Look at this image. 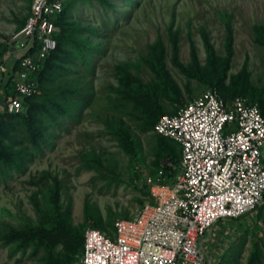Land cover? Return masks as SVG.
Instances as JSON below:
<instances>
[{"label":"rangeland","instance_id":"1","mask_svg":"<svg viewBox=\"0 0 264 264\" xmlns=\"http://www.w3.org/2000/svg\"><path fill=\"white\" fill-rule=\"evenodd\" d=\"M64 5L55 23L64 51L43 75L41 95L27 103L43 132L38 147L24 118H7L0 131V264H62L75 234H112L117 219L148 201V177L163 164L178 168L179 145L145 126V104L174 115L217 82L222 97L243 96L264 114V46L253 29L264 27V0ZM31 6L0 0V51L7 49L9 67L24 54L15 37ZM225 13L233 16L229 62ZM156 140L164 141L161 150ZM203 248L211 264H264V203L216 224ZM80 259L79 252L74 264Z\"/></svg>","mask_w":264,"mask_h":264},{"label":"built area","instance_id":"2","mask_svg":"<svg viewBox=\"0 0 264 264\" xmlns=\"http://www.w3.org/2000/svg\"><path fill=\"white\" fill-rule=\"evenodd\" d=\"M64 7V0H32L15 37L24 52L18 70L0 62V85L13 88L8 113L41 94L35 74L57 48L54 19ZM36 41V53L25 56ZM154 133L180 145L178 173L170 183L163 170L148 177V201L133 217L117 219L112 234L86 230L80 264H211L203 248L208 232L264 203V115L257 104L207 89L162 116Z\"/></svg>","mask_w":264,"mask_h":264},{"label":"trees","instance_id":"3","mask_svg":"<svg viewBox=\"0 0 264 264\" xmlns=\"http://www.w3.org/2000/svg\"><path fill=\"white\" fill-rule=\"evenodd\" d=\"M65 10L66 9L64 7L62 13L60 15H58L54 19L55 23H56V20H61V21L63 20L64 14H65ZM232 19H233V16L232 15H229L227 13H225L223 15V20H224L225 28H226V32H227V44H226L227 62H229V59L231 57L232 50H233V43H234V31H233ZM253 29H254V32L256 34V38H257L258 43H260L261 45L264 46V27H262V26H255ZM55 38L57 40V48H56V50L47 58L46 61H44V63L42 64V67H41L40 71H38L35 74V78H36V80H37V82L39 84V87H40L41 91H43V87H42L43 75L46 72L53 71V69H54V66L53 65L56 62V59L59 57V55L62 53V51H64V44H63L64 39L59 40V35L57 36V30H56V33H55ZM37 46L38 45H37V41H36V43L34 44V46L31 47V49H29L26 52L25 56L33 55L34 53H36ZM6 54H7V49L6 48L1 49V51H0V62H3L4 61V56ZM208 56H209L210 67L213 70L215 60H214V52L211 49V47L208 48ZM19 62H20V59H16V61L14 62V65H13V70L14 71H17L18 70V68H19L18 67ZM195 70L198 71V65L196 66V69ZM199 78L200 79H203L201 76H199ZM166 80H167L166 81L167 82V85L169 87H171V88H174V86L172 85V83L169 82V79L166 78ZM217 85H218L217 82L216 83H212L211 84V87H212L211 89H216L217 90ZM0 86H1L0 87V91H1L0 92V95L4 99V109H3L4 111L0 114V131L3 129L4 122H5V120L7 118L12 117V116L24 118L26 120V122L28 123V135L33 138V141L32 142H36V145L38 147V142L40 141V140H38V138H39V136H43V132L39 128L35 127L33 125L32 121H31L30 117L27 116V113H28L27 103L29 101L35 99V98H38V96H40L41 94L26 99L24 101V105H23L22 112H20L18 114H10V113H8V111L6 109V104L8 102L9 96L13 92V88H12L10 82H7L6 85H4V86H3V84L0 85ZM220 96H221V94H220ZM46 97H48V95ZM222 98H224V97H222ZM225 100H227V99H225ZM144 108L147 111L150 112L148 114V116L145 118L147 120L144 119L145 126L147 128L151 127L153 129V131H154V128H155L156 124L158 123L159 119L162 116H164V114H163V108L160 106V103L159 104H154V105H147V104H145L144 105ZM165 115H167V114H165ZM155 119H156V123L154 124L153 121ZM159 137H162V136H159ZM162 138H164V137H162ZM165 139H168V138H165ZM45 140H47V138ZM156 144H157L156 145V148H160V150H161L162 146L164 145V141L156 140ZM176 144L179 145L178 143H176ZM179 147H180V145H179ZM180 149H181V147H180ZM7 157H10V155L9 156L7 155ZM181 160H182V150H181ZM181 160H180V162H181ZM180 162L178 163V168H176V166L174 165L175 162H173L171 165H169V164H163L162 167L160 169H158V170H163L164 173H165V175L167 176V178H169V180H167V183H170L171 182L170 179H172L178 173L179 166H180ZM39 239H42V238L40 237ZM84 241H85L84 236L83 237H80L79 235L75 234V236L70 240L69 245L66 248V257L63 260V263L62 264H74V259L76 258V256L78 257L79 252H80V254L82 256V253H83V250H84ZM80 248H81V251H80Z\"/></svg>","mask_w":264,"mask_h":264},{"label":"crops","instance_id":"4","mask_svg":"<svg viewBox=\"0 0 264 264\" xmlns=\"http://www.w3.org/2000/svg\"><path fill=\"white\" fill-rule=\"evenodd\" d=\"M208 235V234H207ZM206 239H207V237H206Z\"/></svg>","mask_w":264,"mask_h":264}]
</instances>
